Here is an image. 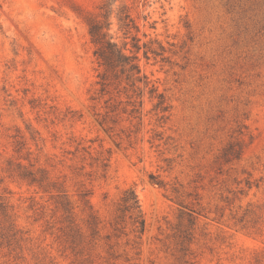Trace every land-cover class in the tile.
<instances>
[{
    "label": "rangeland",
    "instance_id": "rangeland-1",
    "mask_svg": "<svg viewBox=\"0 0 264 264\" xmlns=\"http://www.w3.org/2000/svg\"><path fill=\"white\" fill-rule=\"evenodd\" d=\"M103 4L0 0V264H264V0L108 7L128 48L130 14L170 105L157 121L147 94L130 139L128 123L112 135L92 109L88 20ZM128 188L141 234L120 217Z\"/></svg>",
    "mask_w": 264,
    "mask_h": 264
},
{
    "label": "trees",
    "instance_id": "trees-1",
    "mask_svg": "<svg viewBox=\"0 0 264 264\" xmlns=\"http://www.w3.org/2000/svg\"><path fill=\"white\" fill-rule=\"evenodd\" d=\"M114 1L116 0H104L101 7L106 9L102 15L105 17L104 19L93 17L88 20L89 32L96 45L95 56L100 69L96 88L90 99L92 109L100 124L110 134L120 136L122 132L130 139L133 133L138 132L144 124L147 94L150 100L156 99L152 111H155L157 121L163 120L162 122H164V119L168 118L166 112L169 111L170 105L167 103L164 93L159 91L154 80L140 64L139 51L142 49V45L140 38L132 34V29L137 26L134 25L129 13L120 15L119 20L122 22L121 27L126 30V38L131 37V48H128L130 43L128 41L120 46L111 34L108 7ZM143 46L147 47V44L144 43ZM150 51L156 55L160 54L157 50L147 47L144 51L147 58H149ZM122 121L128 125L120 132L117 127ZM150 178L154 183L160 186L164 185L154 173L150 174ZM88 193V191H83L82 196H86ZM62 205L67 209L69 203L62 201ZM119 209L120 217L129 215L135 231L141 234L145 228V218L134 188H128L123 192Z\"/></svg>",
    "mask_w": 264,
    "mask_h": 264
}]
</instances>
